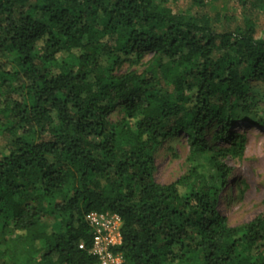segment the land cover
<instances>
[{
  "label": "trees",
  "instance_id": "1",
  "mask_svg": "<svg viewBox=\"0 0 264 264\" xmlns=\"http://www.w3.org/2000/svg\"><path fill=\"white\" fill-rule=\"evenodd\" d=\"M169 1L0 0V264H97L92 212L120 219L121 264H264V213L231 227L219 211L264 34ZM180 134L190 168L159 185L156 154Z\"/></svg>",
  "mask_w": 264,
  "mask_h": 264
},
{
  "label": "rangeland",
  "instance_id": "2",
  "mask_svg": "<svg viewBox=\"0 0 264 264\" xmlns=\"http://www.w3.org/2000/svg\"><path fill=\"white\" fill-rule=\"evenodd\" d=\"M202 7L194 0L169 1L168 6L178 12L206 13L213 21L219 19V29L232 30L242 26L247 17L254 23L257 35L264 34V0H200ZM147 55L141 63L130 65L122 62L114 66V74L144 72ZM112 62H103L104 66ZM245 97L240 101V119L233 123L231 132L243 137L244 151L240 158L231 155L223 159L231 169V178L220 194L219 211L229 226H240L264 213V131L251 121L264 117V84L248 82ZM118 118L117 114L112 115ZM246 120H251L247 122ZM217 129L214 128L213 131ZM215 148L225 147V142L212 144ZM188 144L185 136H179L165 143L155 157L154 180L159 185H169L187 174L190 165Z\"/></svg>",
  "mask_w": 264,
  "mask_h": 264
},
{
  "label": "built area",
  "instance_id": "3",
  "mask_svg": "<svg viewBox=\"0 0 264 264\" xmlns=\"http://www.w3.org/2000/svg\"><path fill=\"white\" fill-rule=\"evenodd\" d=\"M86 220L92 233L89 253L98 258L97 264H121V256L112 252V249L121 243V222L118 216L92 212L86 216ZM79 248L82 249L83 245Z\"/></svg>",
  "mask_w": 264,
  "mask_h": 264
}]
</instances>
